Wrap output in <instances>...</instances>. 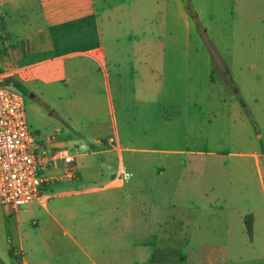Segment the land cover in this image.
<instances>
[{
	"label": "crops",
	"instance_id": "obj_1",
	"mask_svg": "<svg viewBox=\"0 0 264 264\" xmlns=\"http://www.w3.org/2000/svg\"><path fill=\"white\" fill-rule=\"evenodd\" d=\"M186 3L0 0V81L10 78L22 88L33 77L52 82L68 75L69 106L74 116L86 114L94 136L90 147L82 146L86 153L74 155L75 179L65 177L71 165L62 162L46 171L43 200L22 207L0 203V262L247 264L238 261L245 252L252 264H264V209L248 201L254 196V171L264 192V156L261 161L250 154L254 162L245 156L231 168H218L210 200L206 184L199 183L197 198H191V183H175L156 166H127L123 155L135 149L122 142L147 146L159 140V126L171 123L167 109L182 114L190 106L201 108L204 84L219 85L209 56L190 53ZM259 46L245 56L247 100L230 108L248 142L254 123L260 119L264 126V48ZM204 72L202 81L197 74ZM256 136L263 140L264 132ZM97 146L102 150L92 154L102 155L100 166L88 158ZM80 157L89 160L85 164ZM206 216L214 219L212 244L202 231Z\"/></svg>",
	"mask_w": 264,
	"mask_h": 264
},
{
	"label": "rangeland",
	"instance_id": "obj_2",
	"mask_svg": "<svg viewBox=\"0 0 264 264\" xmlns=\"http://www.w3.org/2000/svg\"><path fill=\"white\" fill-rule=\"evenodd\" d=\"M186 1L190 15V53L195 56L202 52L209 56L213 63V79L219 85L209 87L208 84H204V87L200 88L203 96L201 108L195 109L190 106L182 114H178L181 112L178 108L167 109L171 123L159 126V140L147 146L136 142L135 144L122 142L125 147L135 149V153L125 152L123 155L127 166H156L158 169L163 168L168 176L172 175L175 183L181 181L191 183V198H197L199 183L206 184L207 196L213 200V180L218 168H231L244 160L245 156L249 161L254 162L250 154L261 156L263 161L264 139L261 140L256 136L257 133L264 132L261 120L259 119L260 124L254 123L253 138L248 142L240 134L241 119L231 113L233 110L230 108L233 103L240 104L247 100L242 79L245 77L246 54L255 52L254 46L257 44L260 45V51L264 48V11H262L264 0ZM197 76L202 81L207 77L205 72ZM67 77L68 75L58 77L52 82L43 77H33L24 87L16 89H19L18 91L25 97L30 129L39 134L42 140L51 142V139H55L57 147H67L74 155L82 156L86 153L82 146L90 147L94 143V136L91 131L89 132L87 124H90V119L86 114L74 116L69 106L72 84L70 85ZM0 82L7 84L4 81ZM219 87L223 90L221 91ZM238 88L240 90L236 92ZM79 96H85V93ZM180 102L184 103L185 99H180ZM70 110L74 120L72 122L67 118ZM241 110L243 114H247L245 108ZM197 128L200 130L198 135H196ZM168 134H172L173 139L168 140L166 138ZM106 144L107 142H103L101 145L105 147ZM143 148L155 150L149 153L141 150ZM98 149L102 150L99 146L93 150L89 149L91 157H88L95 161L96 166L101 165L102 155L92 154V151ZM128 156L132 157L128 160ZM88 158L80 157L78 161L86 164ZM252 175L254 184L250 192L254 196L248 201L264 209V192L259 182V173L254 171ZM65 182L69 181L66 179ZM94 185L102 187L103 182ZM239 206L246 207L244 204ZM212 217L206 216V224L202 228V231L208 234L206 239L211 244L214 239ZM197 219L204 218L199 215ZM242 255L239 262L248 261L247 264H252L251 255L247 256L245 252ZM3 263L8 261L0 262ZM34 263V260H29V264Z\"/></svg>",
	"mask_w": 264,
	"mask_h": 264
},
{
	"label": "built area",
	"instance_id": "obj_3",
	"mask_svg": "<svg viewBox=\"0 0 264 264\" xmlns=\"http://www.w3.org/2000/svg\"><path fill=\"white\" fill-rule=\"evenodd\" d=\"M62 162L71 165L65 177L75 179L72 151L33 132L24 95L0 83V203L22 207L43 200L49 182L45 173Z\"/></svg>",
	"mask_w": 264,
	"mask_h": 264
},
{
	"label": "trees",
	"instance_id": "obj_4",
	"mask_svg": "<svg viewBox=\"0 0 264 264\" xmlns=\"http://www.w3.org/2000/svg\"><path fill=\"white\" fill-rule=\"evenodd\" d=\"M4 81H6V83H8L9 85L15 86L16 88H19V86H20L19 83L15 82L14 80H12L10 78H5ZM9 85H7V86H9ZM245 224H246V227H247V232H248L249 236H251L252 235L251 217H247L245 219Z\"/></svg>",
	"mask_w": 264,
	"mask_h": 264
}]
</instances>
